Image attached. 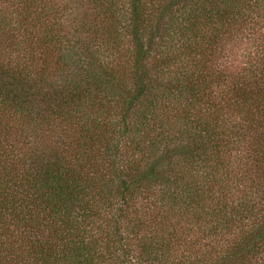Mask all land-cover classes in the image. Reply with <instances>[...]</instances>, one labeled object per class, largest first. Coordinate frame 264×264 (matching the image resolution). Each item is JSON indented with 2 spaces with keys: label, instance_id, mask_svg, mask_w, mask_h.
I'll return each mask as SVG.
<instances>
[{
  "label": "trees",
  "instance_id": "obj_1",
  "mask_svg": "<svg viewBox=\"0 0 264 264\" xmlns=\"http://www.w3.org/2000/svg\"><path fill=\"white\" fill-rule=\"evenodd\" d=\"M0 264H264V0H0Z\"/></svg>",
  "mask_w": 264,
  "mask_h": 264
}]
</instances>
